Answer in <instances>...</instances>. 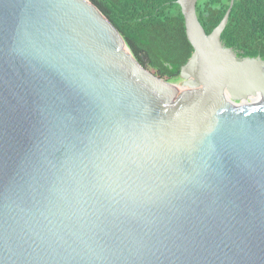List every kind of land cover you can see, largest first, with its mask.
I'll use <instances>...</instances> for the list:
<instances>
[{
	"label": "water",
	"instance_id": "water-1",
	"mask_svg": "<svg viewBox=\"0 0 264 264\" xmlns=\"http://www.w3.org/2000/svg\"><path fill=\"white\" fill-rule=\"evenodd\" d=\"M198 2L170 81L91 0H0V264H264V59Z\"/></svg>",
	"mask_w": 264,
	"mask_h": 264
},
{
	"label": "trees",
	"instance_id": "trees-1",
	"mask_svg": "<svg viewBox=\"0 0 264 264\" xmlns=\"http://www.w3.org/2000/svg\"><path fill=\"white\" fill-rule=\"evenodd\" d=\"M120 31L142 67L170 81L194 53L178 0H91ZM232 0H199L197 15L206 33L222 22ZM222 41L239 58L264 59V0H235Z\"/></svg>",
	"mask_w": 264,
	"mask_h": 264
},
{
	"label": "rangeland",
	"instance_id": "rangeland-1",
	"mask_svg": "<svg viewBox=\"0 0 264 264\" xmlns=\"http://www.w3.org/2000/svg\"><path fill=\"white\" fill-rule=\"evenodd\" d=\"M147 71H148L149 73L155 75V76L160 77V78H165V77L160 76L159 73H158L157 71H155L154 69H152V68H150V67H148V66H147ZM165 79H167V78H165Z\"/></svg>",
	"mask_w": 264,
	"mask_h": 264
}]
</instances>
